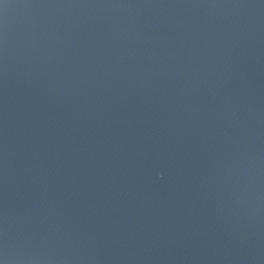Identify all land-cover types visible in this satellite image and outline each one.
Here are the masks:
<instances>
[{
	"label": "water",
	"instance_id": "water-1",
	"mask_svg": "<svg viewBox=\"0 0 264 264\" xmlns=\"http://www.w3.org/2000/svg\"><path fill=\"white\" fill-rule=\"evenodd\" d=\"M0 264H264V0H0Z\"/></svg>",
	"mask_w": 264,
	"mask_h": 264
}]
</instances>
